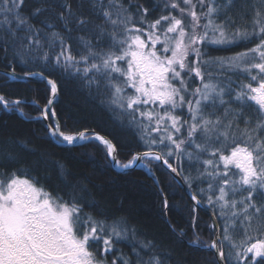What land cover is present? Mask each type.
<instances>
[{"label": "snow or ice", "instance_id": "snow-or-ice-1", "mask_svg": "<svg viewBox=\"0 0 264 264\" xmlns=\"http://www.w3.org/2000/svg\"><path fill=\"white\" fill-rule=\"evenodd\" d=\"M160 3L167 14L149 19L154 8L139 0H75V6L73 0H34L31 7L27 0H0V42L5 49L11 45L23 64L45 46L59 47L54 57L44 52L42 58L82 70L89 87L108 92L147 150L121 163L117 145L105 136L62 131L52 107L60 87L46 78L50 96L40 114L53 120L50 135L68 144L100 141L124 169L161 161L189 188L206 184L191 199L199 205L198 197H206L214 235L204 242L197 233L188 243L211 250L213 264H264V0ZM74 32L85 49L78 58L71 51ZM254 40L230 56L209 52V45ZM195 79L199 84L192 87ZM20 103L0 95L4 109ZM185 108L189 119L176 114ZM82 213L74 198L54 196L25 170L0 171V264H109V253H116L110 264H173L171 253L156 251L155 242L140 240L135 229ZM121 241L132 244L131 253L116 247Z\"/></svg>", "mask_w": 264, "mask_h": 264}, {"label": "trees", "instance_id": "trees-1", "mask_svg": "<svg viewBox=\"0 0 264 264\" xmlns=\"http://www.w3.org/2000/svg\"><path fill=\"white\" fill-rule=\"evenodd\" d=\"M27 2L31 7L34 0ZM139 3L154 8L149 19L161 15L160 0H139ZM237 20L239 22V17ZM76 36L77 33H72L70 43L72 55L78 58L85 49ZM257 42L215 45L221 47L209 48V52L212 56H230L253 47ZM58 51L59 47L49 49L45 46L31 53L28 63L23 64L11 45L5 49L0 42V69L3 70L0 71V95L9 101H21L10 109L0 105V171L23 169L54 196L59 195L64 200L74 198L76 203L82 205V214H90L109 226L115 224L135 229L140 240L155 242L156 251L171 253L173 264H213L211 250L188 243L197 233L202 241H211L214 234L209 229L212 224L210 214L195 206V202L159 161L150 160L149 171L136 167L128 172H120L111 166L102 143L88 141L65 146L57 144L49 136L40 114L50 96L49 86L45 80L22 78L26 72H43L57 81L60 92L53 107L58 113L62 131L88 129L106 135L117 145V158L121 163H126L136 152L147 150L139 139L136 127L129 125L127 117L121 120V112L110 103L108 92L89 87L82 70L76 72L72 67L65 69L55 66L51 59L45 61L42 58L44 52L54 57ZM80 67L82 69L83 65ZM13 68L14 78L9 74ZM232 78L243 79L239 74H233ZM245 111L252 114L251 107ZM9 153L13 158H9ZM171 162L176 164L175 159ZM183 165V175H187L189 167L186 159ZM199 187H206V184L194 185L191 189L196 193ZM165 197L167 209L163 206ZM198 198L212 211L206 197L200 195ZM193 217H196L195 227L192 226ZM236 235L239 239V232ZM116 247L131 253L132 244L121 241ZM225 247L227 250V245ZM93 249H96V245H93ZM147 251L145 249L142 255ZM115 254H108L109 264Z\"/></svg>", "mask_w": 264, "mask_h": 264}, {"label": "water", "instance_id": "water-1", "mask_svg": "<svg viewBox=\"0 0 264 264\" xmlns=\"http://www.w3.org/2000/svg\"><path fill=\"white\" fill-rule=\"evenodd\" d=\"M0 71H3V70H1L0 69ZM12 73V72H11ZM10 73V74H11ZM11 75H15V74H11ZM22 77L23 78H25V79H33V80H45L46 82H47V79L46 78H48L47 76H43V77H41V76H39V75H35V76H26V75H24V74H22ZM58 99V96H57V98H56V100ZM52 107H53V105H52ZM45 122H46V125L48 126V124H50L49 122H48V120H45ZM47 129H48V127H47ZM96 133H98V132H96ZM100 135H102V136H105V135H103V134H101V133H99ZM52 136V135H51ZM106 138H108L107 136H105ZM109 139V138H108ZM54 140L56 141V142H58V143H61V144H65V145H67V146H73V145H78V144H81V143H83V142H85V141H88V140H78V141H76L75 143H73V144H68V143H66V142H59L58 140H56L55 138H54ZM93 140H95V139H93ZM111 159V158H110ZM161 162V161H160ZM111 163H112V167L116 170V171H120V172H128V171H130V170H132L133 168H135L138 164H140V162L139 161H137V163L133 166V167H131V168H128V169H124V168H121V167H118L112 160H111ZM162 163V162H161ZM166 168H167V166L166 165H164ZM168 169V168H167ZM170 172H171V170L170 169H168ZM172 173V172H171ZM172 175L174 176V178L177 180V182L179 183V185H180V187L183 189V191L188 195V196H190V198H191V195L193 194V191L188 187V185L184 182V180L182 179V177L180 176V175H177V174H175V173H172ZM195 202V201H194ZM195 204H196V202H195ZM199 206H201L202 208H204L209 214H210V216H211V219H212V221H213V219H215L213 216H212V211L211 210H209L206 206H202L201 204H199Z\"/></svg>", "mask_w": 264, "mask_h": 264}, {"label": "rangeland", "instance_id": "rangeland-1", "mask_svg": "<svg viewBox=\"0 0 264 264\" xmlns=\"http://www.w3.org/2000/svg\"><path fill=\"white\" fill-rule=\"evenodd\" d=\"M161 14H164V12L162 13L161 12ZM211 50H213L215 47H221V46H215V45H209L208 46ZM10 74V73H9ZM11 75V74H10ZM13 78H14V76L13 75H11ZM240 77H241V75H240ZM244 78V77H243ZM237 81H239L238 80V78H237ZM197 84H199V80L198 79H195L194 80V82H193V84L191 85L192 87H195ZM181 113H179L178 111H177V115H180V116H182L184 119H189V116H188V114H187V109L185 108V109H183V110H179ZM43 118V117H42ZM44 119V118H43ZM44 121H45V119H44ZM48 122L49 123H52L53 122V120L52 119H49L48 120ZM46 123V122H45ZM47 126V125H46ZM90 132H94L93 130H89ZM49 132V131H48ZM51 138L53 139V141L54 142H56L55 140H54V138L56 139V140H58L59 142H63L62 140H60V139H58L57 137H54V136H51ZM89 141V140H88ZM88 141H85V142H88ZM90 141H97V140H90ZM97 142H100V141H97ZM57 144H60V145H65V144H61V143H58V142H56ZM84 143V142H83ZM101 143V142H100ZM82 144V143H81ZM77 145V144H76ZM65 146H67V145H65ZM73 146H75V145H73ZM118 159V158H117ZM111 162V161H110ZM149 162H150V159H149ZM111 166H112V163H111ZM136 167H142V168H144L145 170H147V171H149V167H145V165H144V163H141L140 162V164H138ZM135 167V168H136ZM134 169V168H133ZM194 193V192H193ZM202 206L204 205V204H202V203H200ZM195 206L196 207H200V208H202L201 206H199V205H197V204H195ZM205 206V205H204Z\"/></svg>", "mask_w": 264, "mask_h": 264}, {"label": "bare ground", "instance_id": "bare-ground-1", "mask_svg": "<svg viewBox=\"0 0 264 264\" xmlns=\"http://www.w3.org/2000/svg\"><path fill=\"white\" fill-rule=\"evenodd\" d=\"M49 133V132H48ZM49 136L51 137L50 133H49Z\"/></svg>", "mask_w": 264, "mask_h": 264}]
</instances>
